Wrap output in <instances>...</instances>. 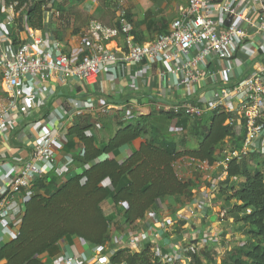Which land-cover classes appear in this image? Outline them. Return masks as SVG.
Listing matches in <instances>:
<instances>
[{
	"label": "built area",
	"instance_id": "1",
	"mask_svg": "<svg viewBox=\"0 0 264 264\" xmlns=\"http://www.w3.org/2000/svg\"><path fill=\"white\" fill-rule=\"evenodd\" d=\"M51 2L44 15V31L28 29L24 39L19 32L18 43L9 34L17 15L12 6L0 4V18L4 15L0 19V140L3 143L10 142L11 129L24 121L35 106L34 99L47 101L45 87L52 82L90 94L93 99L68 100L72 108L70 119L90 111L97 121L95 129H101L99 117L109 116L111 104H95L94 98L102 94L100 76L117 85L122 83L126 70L137 69L150 91L143 97L149 99L156 114L196 121L213 113H224L228 115L225 125L234 128L236 137H242L240 147L228 143L229 147L221 151L220 160L213 164L190 156L177 158L172 164L177 179L187 181L186 176L194 173L212 183V192L216 170H220L223 180L231 161L239 163L251 154L263 153L264 0H186V6L179 10L169 29L145 43L133 41L131 24L120 1L113 25L90 20L81 32L84 54L78 59L65 53L59 40L48 38L46 23L51 22V17L58 19L61 15L60 11L51 9ZM119 40L120 45L116 44ZM112 43L115 45L110 47ZM135 82L133 77L128 87H135ZM120 110L121 122H128L134 107L124 100ZM46 125L55 126L56 131L47 133ZM26 129L32 132L30 136L23 133L31 147L30 154L15 175L4 178L0 186V228L11 217V200L37 181L47 179L57 163L56 144L61 142L65 146L66 131L61 134L64 127L59 125L54 112L28 124ZM4 168L10 170L9 165ZM3 174L0 167V178ZM193 193L198 195L197 191ZM199 196L200 209L209 210L210 199ZM188 212L191 217L197 213L192 208ZM12 223L17 228L21 219ZM150 231L155 234L154 229ZM10 240L9 229H0V242L4 245ZM137 244L132 239L127 246L131 251L139 247ZM151 250L156 258L170 261L159 249ZM85 261L79 254L63 264Z\"/></svg>",
	"mask_w": 264,
	"mask_h": 264
},
{
	"label": "trees",
	"instance_id": "2",
	"mask_svg": "<svg viewBox=\"0 0 264 264\" xmlns=\"http://www.w3.org/2000/svg\"><path fill=\"white\" fill-rule=\"evenodd\" d=\"M64 1L69 0H0L5 7L12 6L17 17L24 10L20 19L15 17L13 21L11 40L18 43L19 32L26 33L28 29L44 31L46 3L51 2V9L60 11ZM128 20L131 22L129 16ZM154 115L152 120L160 123L159 128L167 123L181 128L187 122L172 115ZM205 119V127L192 130L197 144L191 150H179L167 131L154 127L152 134L143 125L131 123L119 125L106 143L98 144L89 133L91 125L74 123L66 132L64 149L69 153L77 149L72 158L79 172L54 191L49 190L47 179L34 184V194L23 204L17 234L0 246V264H42L43 255L54 254L60 242L73 239L104 246L111 222L102 209L107 200L121 208L124 223L129 226L141 221L162 199L190 200L196 185L192 180L177 179L173 162L181 156H190L213 164L221 158L219 148L223 142L230 140L240 147L242 140L241 136L236 137L232 126L225 125L228 115L217 112ZM134 142L138 143L137 149L118 162L120 150ZM226 173L216 192L227 204L233 203L232 212L240 216L238 221L246 228L247 243L235 252L227 251L220 264H264V173L258 167L249 171L245 160L231 161ZM234 179L242 180L237 187ZM151 248L145 245L134 253L129 249L117 250L108 264H159ZM185 257L187 264H209L194 249ZM210 257L216 264V258Z\"/></svg>",
	"mask_w": 264,
	"mask_h": 264
},
{
	"label": "crops",
	"instance_id": "3",
	"mask_svg": "<svg viewBox=\"0 0 264 264\" xmlns=\"http://www.w3.org/2000/svg\"><path fill=\"white\" fill-rule=\"evenodd\" d=\"M120 1L123 2V0H119V2ZM68 3H70V0L67 1V4ZM124 4L127 5L128 10H130L128 12L132 15L131 19L133 21L130 19V35L133 41L145 43L152 41L158 33L166 32L169 29L171 21L176 18L179 10L186 6V0H127L124 1ZM147 8H151L148 10L151 12V20L145 22L143 10H147ZM72 10L73 9H70V11ZM79 10L80 12L83 10L85 12L84 16L87 18V22L84 26H76L74 28V25L71 23V19H74V17L68 12L63 13L61 10V15L58 19L51 17V22L49 24L45 22L47 25L45 26V30L49 35L48 38L59 40L63 45L64 52L74 59H78L84 54L81 47V32L86 29L91 18L108 26L113 25L115 20V15L109 17L102 5L96 0H84L79 5ZM97 14H99L98 17H95ZM164 16L169 17L170 21L163 19L165 18ZM25 37L26 33L21 32L20 38L24 39ZM116 44L120 45L121 40ZM114 45L115 43H112L110 47ZM123 77L122 83L119 82L117 85L107 82L104 77L100 76L99 78L102 94L94 98L95 104L96 102L98 105H102L105 102L111 104L109 105V116L99 117L98 122L102 123L101 129H95L94 124L97 121L90 111H86L80 118L70 119L72 108L68 100L78 98L84 101L92 98L90 94L79 89L72 90L69 86L58 85L54 82H52L51 85H46L47 101L38 98L34 99L33 102L35 106L32 107V110L23 118L24 121L18 123L17 126L11 129L9 133L10 142L7 144L0 140V167L4 173V176L0 178V186L4 178H10L15 175L21 164L30 154L31 147L28 145V140L25 139L23 133L29 134L30 136L32 132H28V129L24 131L25 128L28 124L45 118L49 112H54L59 119V125L64 127L61 134L64 131L67 132L74 123L91 125L89 133L95 138L98 144L106 143L121 124L131 123L133 125H144L151 122L153 119L152 115L156 113L152 111L153 109L148 101L149 99L143 97V95L150 93L143 76L136 69L131 71L126 70ZM133 77L136 79L135 87H128V84L131 85ZM48 88H51L52 91ZM163 97L167 98L165 95H163ZM124 100L129 101L134 107L133 116H131L130 120L126 123L121 122L123 112L120 110V106ZM175 127L176 126L171 125V127L168 128L171 129L169 134L172 138L181 129ZM45 130L47 133L53 132L54 130L56 131L55 126L52 127L50 125H46ZM56 145L58 149H56L57 163L54 170L49 172L46 176L50 191H54L72 175L79 172L78 165L72 158V155L77 152V149L69 153L65 151L61 142ZM137 145L138 143L134 142L122 148L116 156V160L120 162L125 160L130 153L137 149ZM4 165H9L10 170H5ZM195 176L198 177V175L194 173L188 174L186 180H192L196 185L195 190H198L200 189V177L197 182ZM33 187L34 185L23 190L20 195L11 200L9 206L11 217L4 221L0 228L9 229V239L14 238L18 232V227H14L12 222L22 218L24 213L23 204L34 194L35 190ZM195 190L192 191L190 200H186L184 197H177L165 198L158 201L155 206L145 214L141 221L131 226L124 223L121 208L113 206L111 201L107 200L102 204V209L104 214L111 218V222L109 226L108 242L104 246L98 247L89 245L80 239H73L71 242L62 241L57 245V251L54 254H45L41 257V263L63 264L66 259L74 258L81 254L86 259V261L81 264H108L110 256L117 250L129 249L127 244L133 239L137 240L139 247L136 250L130 247L132 253L140 251L145 245H150L152 249H159L163 255L169 257V262L162 258H157L159 264H187L188 260L185 255L187 256V252L191 249L186 246L189 245L190 242H197V239L201 238L204 227L202 220L208 219L209 217V215H207L208 210L200 209V205L197 202L200 196L199 194L196 195L193 193ZM190 208L197 211L194 217L188 214ZM151 228L154 229L153 232L155 234L153 235L150 233ZM205 230L206 229H204V231ZM206 244L207 243H205V245ZM1 245H3L2 242H0V246ZM196 245H198V248H194V250L198 255L199 250H201L203 246H199V244ZM182 250L184 252L180 254ZM200 259L202 260L201 257Z\"/></svg>",
	"mask_w": 264,
	"mask_h": 264
},
{
	"label": "rangeland",
	"instance_id": "4",
	"mask_svg": "<svg viewBox=\"0 0 264 264\" xmlns=\"http://www.w3.org/2000/svg\"><path fill=\"white\" fill-rule=\"evenodd\" d=\"M84 1V0H83ZM70 2L67 4V1H64L62 4V12L63 13H70L74 19L72 20V25L75 28L76 26H84L87 22V18L85 15V12L82 10L80 12L79 5L83 2ZM98 3L102 5V7L105 9L106 13L109 15V17H112V15H115L117 12V6H119V0H96ZM123 0L122 7L126 10L127 15L131 19L132 15L129 14L127 5L124 4ZM49 6V2L46 3V7ZM147 6V5H146ZM70 9H73L70 11ZM151 8H147L143 10V15H145V22L148 20H151V12L148 11ZM23 9L18 13V17L22 16ZM67 13V14H68ZM17 15V14H16ZM99 14H97L95 17H98ZM17 17V18H18ZM68 17V16H67ZM142 17V15H141ZM167 21L169 20V17L164 16ZM91 20H96L94 18H91ZM132 20V19H131ZM133 21V20H132ZM170 21V20H169ZM100 22V21H99ZM155 115H152L154 117ZM185 126L181 127L180 131L177 132L173 139L178 145L179 150H191L193 149L197 144V138L192 134L194 128H198L199 130L206 125V119H200L196 121H189L186 120ZM144 123V122H143ZM160 123H158L155 120H152L151 122H148L143 125V129L150 131V133L153 134V128L158 127L159 128ZM171 127L170 123L164 124L163 127H160L159 129L163 130L165 133L168 131V128ZM157 128V129H158ZM231 143L230 140H226L223 142L219 148L220 151L222 149L228 148L229 144ZM264 149L263 153H255L247 156L245 158V162L248 165V170L252 171L254 167H258L262 170L264 173V164H262V161L264 160ZM196 177V176H195ZM198 177H196V180L198 182ZM200 189L195 190L198 192V194L203 195L204 197H207L210 199L211 208L207 211V215H209L208 219H203L202 223L203 226V232L201 233V238L197 239V242H190L189 245H187V248L190 249H196L198 248L196 244L202 245L203 247L201 250H199V256L202 258L203 262L214 264L212 261V258L210 256H216L217 264H220V262L225 258V253L227 251L235 252L237 251L241 246L245 245L247 243L246 240V228L242 226V224L238 221L239 215L235 212H232V202L230 204H227L224 200V197H220L218 193L216 192V187H220V170H216L212 176V181H215V190H212V183L209 182V180H206L203 177H200ZM241 179H234L233 183L238 186V183L241 182ZM214 189V187L212 188ZM201 223V224H202ZM204 229H206L204 231ZM203 236V237H202ZM205 243H207L205 245ZM216 251V252H215Z\"/></svg>",
	"mask_w": 264,
	"mask_h": 264
}]
</instances>
